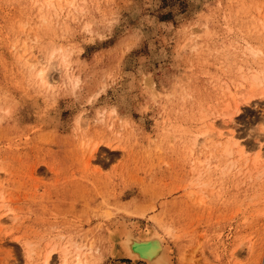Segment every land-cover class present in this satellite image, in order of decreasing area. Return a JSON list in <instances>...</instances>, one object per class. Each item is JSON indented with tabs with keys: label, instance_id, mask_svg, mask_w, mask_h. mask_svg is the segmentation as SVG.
<instances>
[{
	"label": "rangeland",
	"instance_id": "374dc122",
	"mask_svg": "<svg viewBox=\"0 0 264 264\" xmlns=\"http://www.w3.org/2000/svg\"><path fill=\"white\" fill-rule=\"evenodd\" d=\"M43 2L0 0V264H132L128 222L264 264V0Z\"/></svg>",
	"mask_w": 264,
	"mask_h": 264
},
{
	"label": "bare ground",
	"instance_id": "6f19581e",
	"mask_svg": "<svg viewBox=\"0 0 264 264\" xmlns=\"http://www.w3.org/2000/svg\"><path fill=\"white\" fill-rule=\"evenodd\" d=\"M61 1L62 0H60V2ZM43 4H44L43 6L47 7L48 9L53 8V0L51 1L44 0ZM37 76L43 83H49L47 81V71L40 70L37 73ZM256 80L259 79L256 77ZM211 127L212 128L215 127L216 129L217 127L216 123L212 122ZM221 136H223V134H221ZM226 138L229 144L232 143V145H234L235 147L241 146L240 141L236 139L233 134L227 135ZM140 231L135 224L132 225L131 223L129 224V222L126 225L124 224L122 229L118 231L116 234L114 233V235L111 237V240L113 241L112 243L114 246L115 253L116 251H118L119 256L122 259H128L132 262V264H137L138 262H143L144 264H173L174 259L171 252L172 250L169 248L168 244H165L166 241L158 234H156V232L147 233L143 235ZM52 257H53L52 252L47 254L45 259L46 264H50ZM70 257H71V252L69 251L68 248H65L63 250V255H62V262H63L62 264H69ZM83 257L86 259L84 260ZM83 257L81 250L77 251V254L75 256V259L77 261L76 264H88V260H87L88 257L86 255Z\"/></svg>",
	"mask_w": 264,
	"mask_h": 264
}]
</instances>
